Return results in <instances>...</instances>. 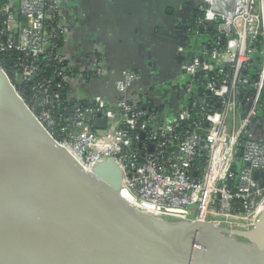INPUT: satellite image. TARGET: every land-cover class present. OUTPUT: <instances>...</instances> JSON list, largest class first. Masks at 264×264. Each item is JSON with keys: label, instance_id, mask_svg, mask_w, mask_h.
Masks as SVG:
<instances>
[{"label": "built area", "instance_id": "1", "mask_svg": "<svg viewBox=\"0 0 264 264\" xmlns=\"http://www.w3.org/2000/svg\"><path fill=\"white\" fill-rule=\"evenodd\" d=\"M1 5L0 55L16 52L37 60L58 49L57 41L65 46L66 29L55 26L60 0H6ZM201 9L198 28H207L208 22L224 26V38L216 37L224 44L210 53L205 47L197 50L184 70L192 78L203 73L205 90L218 109L205 99L193 100L198 85L194 78L185 88L188 102L150 129L157 117L144 109L141 76L131 70L115 83L127 97L115 104L96 97L87 107L75 106L64 120L63 85L47 80L34 82L35 102L29 107L84 171L91 173L97 164L114 160L124 174L121 195L136 210L172 223L250 231L264 213V176L254 177L264 174V137H257L252 128L264 107V0H205ZM257 43L260 68L250 83L244 73L252 66ZM102 51L96 47L94 60L88 69L79 70L78 81L88 73L92 80L106 78ZM54 60L62 64L60 54ZM37 73L38 67L23 64L17 78L33 82ZM54 74L67 79L64 68ZM53 87L57 91L52 92ZM196 108L200 112L193 115ZM100 118L106 121L104 130L94 127Z\"/></svg>", "mask_w": 264, "mask_h": 264}, {"label": "water", "instance_id": "2", "mask_svg": "<svg viewBox=\"0 0 264 264\" xmlns=\"http://www.w3.org/2000/svg\"><path fill=\"white\" fill-rule=\"evenodd\" d=\"M206 25L208 33L224 38V26ZM200 33L204 35L203 27ZM253 59L260 64V47ZM127 70L139 73L144 109L155 111L149 95L152 82L133 68L75 83V98L80 88L87 101L100 97L115 104L127 98L115 86ZM182 74L174 82L184 91L191 80L203 76L187 77L184 69ZM187 108L191 113V105ZM105 125L100 118L94 127L104 130ZM260 176L264 174L254 175ZM123 181L114 160L97 164L91 173L84 171L0 66V264H264V213L250 231L167 222L132 207L121 195Z\"/></svg>", "mask_w": 264, "mask_h": 264}, {"label": "crops", "instance_id": "3", "mask_svg": "<svg viewBox=\"0 0 264 264\" xmlns=\"http://www.w3.org/2000/svg\"><path fill=\"white\" fill-rule=\"evenodd\" d=\"M70 1L71 7L66 10L73 13L69 19L76 33L62 54L76 68L80 67L86 55L91 54L93 46L101 47L106 50L103 64L108 72L133 68L150 79L153 88H149V95L156 103L154 114L157 118L172 115L173 110L188 102L184 88L179 89L174 81L183 75L184 67L193 60L192 54L203 45L209 47L216 37L206 28H203L204 35L200 31L199 34L193 33L195 28L198 30L197 15H202L197 9L204 5L205 0H167L174 6L172 8L164 0ZM181 6L188 7L187 13L179 15L181 18L169 13ZM195 15L197 19L191 25ZM258 48L257 43L256 51ZM259 65L256 66L253 59L251 70L254 76H258ZM82 90L77 91V96L83 97ZM257 122L256 129L263 133L259 136L262 138L263 109Z\"/></svg>", "mask_w": 264, "mask_h": 264}, {"label": "trees", "instance_id": "4", "mask_svg": "<svg viewBox=\"0 0 264 264\" xmlns=\"http://www.w3.org/2000/svg\"><path fill=\"white\" fill-rule=\"evenodd\" d=\"M5 1L6 0H0V6H2L1 4ZM55 26H57L58 29H60L59 28L61 26L60 21L58 25H55ZM2 29H3V26L0 25V31H2ZM216 37H218V34H216ZM216 37L213 38L212 44L209 47L205 45L202 46V47H205V50L207 52L210 53L219 44L220 45L224 44V40L219 41L217 40ZM57 42L59 45L58 49H56L55 51L51 50L47 57H41L37 60H34L30 57H27L25 55H22L16 52L3 53L0 55V66L7 73L8 77L10 78L12 83L15 85L18 93L21 95L23 100L31 107H33L34 102H35V93L33 92L34 82H43V81L48 80L52 82L53 86H56V84L61 83L65 91L63 92L60 91L61 104H62V107L60 109L66 107L67 111L63 112L64 114L63 119L67 120L70 117V115H72V112L75 106L87 107L91 104V101H87L84 98L82 99L75 98L76 96L74 92L76 90L75 83L78 85L83 84V83H88L92 81V76L88 73L85 75V79L82 82L78 81L76 77L78 76L79 73H76L74 68H69L67 66L68 58L64 54H62V50L64 49L65 46L63 45L61 41H57ZM56 54L61 55L62 64H59L57 61L54 60V55ZM23 64L34 65L38 67V73L35 76L33 82H21L20 79L17 78L18 72L21 70V66ZM63 68L65 69L66 74H67L66 81L60 80L54 74V71L56 69L61 70ZM244 74H245V77L248 78L250 83L256 81L257 76L256 75L254 76L251 68L248 71H246ZM212 76H215V74H213ZM196 81L198 82L197 89L195 90V94L197 97H193V98H199V100L205 99L209 106L215 109H218L216 106V100L214 99V97L208 94L205 90V82H206L205 79L203 77H200ZM55 90H56V87H53L51 91L53 92ZM262 99L264 103V95ZM35 112L38 113V110H35ZM199 112H200V108L198 109L196 108L193 115L198 114ZM54 114L58 116L60 114V111L55 110ZM157 124L158 123L156 121L155 122L153 121V125L150 126V129L156 127ZM184 127H186V125L183 126V128ZM178 132L182 133V130H179ZM56 138L59 139V137L57 136Z\"/></svg>", "mask_w": 264, "mask_h": 264}, {"label": "flooded vegetation", "instance_id": "5", "mask_svg": "<svg viewBox=\"0 0 264 264\" xmlns=\"http://www.w3.org/2000/svg\"><path fill=\"white\" fill-rule=\"evenodd\" d=\"M183 1H188V0H183ZM70 3H72L70 0H60V8H59V14H58L59 21H60L61 25L64 26V28L66 29V39H67V41L65 43V47H66V45L68 46L71 43V41L75 38V33H76L75 32V29H73L71 27V20L69 19L70 18L69 16H72L73 17V13L67 12L68 8L71 7V4ZM204 5H205V1H204ZM204 5H201L197 9L198 10V13L202 14L203 11H202L201 8ZM187 8H188L187 6H184L183 8H182V6L181 7H177V9H174L173 11H169V13L172 16L178 18V17H180L179 16L180 14L183 15V14L187 13V11H188ZM197 16H198V18L202 17V15H197ZM197 16L196 15L194 16V24H195V21L197 19ZM193 28H195V26H193ZM199 31H200V28H198V30H196V28H195V31L193 33L199 34ZM95 49H96V47L93 46L91 54L86 55L85 60H83L81 62L82 64H80V67H78L77 69H79V70H85V69H87L91 65V62L94 60V58L96 56ZM240 241H243V240H240Z\"/></svg>", "mask_w": 264, "mask_h": 264}, {"label": "rangeland", "instance_id": "6", "mask_svg": "<svg viewBox=\"0 0 264 264\" xmlns=\"http://www.w3.org/2000/svg\"><path fill=\"white\" fill-rule=\"evenodd\" d=\"M190 47H191V45H190ZM183 96H185V94H184V92H183ZM79 99H82V97H78ZM77 98V99H78ZM262 111V110H261ZM261 113V112H260ZM260 117V116H259ZM258 119L259 118H257V119H254V121H253V126H252V128H253V130H254V132H255V135L257 136V137H259V136H262V134L263 133H260L259 131H257V129H256V124L258 123L257 121H258ZM259 133V134H258ZM258 134V135H257ZM239 240H241V238H239ZM243 240V239H242Z\"/></svg>", "mask_w": 264, "mask_h": 264}]
</instances>
